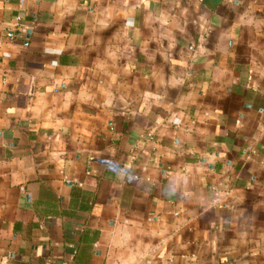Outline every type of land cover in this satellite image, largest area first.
Segmentation results:
<instances>
[{"label":"crops","instance_id":"0c3cea01","mask_svg":"<svg viewBox=\"0 0 264 264\" xmlns=\"http://www.w3.org/2000/svg\"><path fill=\"white\" fill-rule=\"evenodd\" d=\"M0 264H264V0H0Z\"/></svg>","mask_w":264,"mask_h":264},{"label":"built area","instance_id":"2783aa9c","mask_svg":"<svg viewBox=\"0 0 264 264\" xmlns=\"http://www.w3.org/2000/svg\"><path fill=\"white\" fill-rule=\"evenodd\" d=\"M9 38H11L13 35H12V33H8V35H7Z\"/></svg>","mask_w":264,"mask_h":264}]
</instances>
